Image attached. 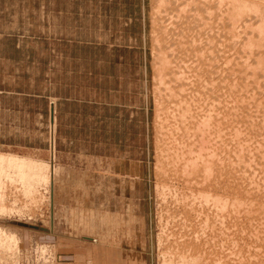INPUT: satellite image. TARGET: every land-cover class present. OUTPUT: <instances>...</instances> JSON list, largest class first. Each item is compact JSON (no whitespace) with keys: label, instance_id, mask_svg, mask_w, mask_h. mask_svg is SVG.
Masks as SVG:
<instances>
[{"label":"rangeland","instance_id":"obj_1","mask_svg":"<svg viewBox=\"0 0 264 264\" xmlns=\"http://www.w3.org/2000/svg\"><path fill=\"white\" fill-rule=\"evenodd\" d=\"M0 235V264H264V0H0Z\"/></svg>","mask_w":264,"mask_h":264},{"label":"bare ground","instance_id":"obj_2","mask_svg":"<svg viewBox=\"0 0 264 264\" xmlns=\"http://www.w3.org/2000/svg\"><path fill=\"white\" fill-rule=\"evenodd\" d=\"M246 4V3H245ZM46 178L48 179L49 177H48V174H47V176H46ZM0 237H1V235H0ZM8 237H9V235H8ZM11 237V236H10ZM10 237H9V239H10ZM2 239V238H1Z\"/></svg>","mask_w":264,"mask_h":264}]
</instances>
